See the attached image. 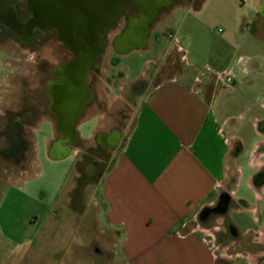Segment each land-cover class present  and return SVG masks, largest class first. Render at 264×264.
Instances as JSON below:
<instances>
[{
	"label": "crops",
	"instance_id": "1",
	"mask_svg": "<svg viewBox=\"0 0 264 264\" xmlns=\"http://www.w3.org/2000/svg\"><path fill=\"white\" fill-rule=\"evenodd\" d=\"M187 3L189 47L175 44L172 53L179 58L170 64L184 72L166 78L163 61L158 71L130 84L132 119L124 132L119 125L105 129L103 120L108 115L112 124L121 115L113 106L125 88L110 79L112 103L101 110L104 97L96 96L91 107L97 115L94 139L110 137L109 148L116 150L100 182V203L106 205L112 256L121 264H215L205 234L190 222L225 191L228 178L242 177L238 164H227L230 141L250 145L249 186L253 175L264 172V110L252 100L264 95V0ZM48 146L51 160L72 152L53 155L50 140ZM31 215L32 232L15 239L1 230V247L13 254L39 239L46 214ZM249 260L256 264L255 257Z\"/></svg>",
	"mask_w": 264,
	"mask_h": 264
},
{
	"label": "rangeland",
	"instance_id": "2",
	"mask_svg": "<svg viewBox=\"0 0 264 264\" xmlns=\"http://www.w3.org/2000/svg\"><path fill=\"white\" fill-rule=\"evenodd\" d=\"M188 1L195 0H171L167 7L160 8L148 27L143 46L137 39L139 33L136 29V40L128 44L117 40L112 46L115 36L120 34L128 19L136 17L133 11L124 12L114 29L105 33L104 45L96 55L98 60L93 66L98 81L95 95L104 97L100 102L101 110L113 100L115 91L108 87L110 79L116 88H125L121 91L123 100L113 106L121 115H116L112 124L108 115L105 116V129L110 125H119L121 132H124L130 125L132 109L126 101L130 99L128 87L134 81H142L158 71L163 61L165 65L160 71L166 78L184 72L178 64H170L179 58L172 53L175 44L185 49L189 47L187 22L192 12L187 6ZM178 3L182 5L173 6ZM130 28L123 37L130 34ZM2 48L0 45V78L7 71L6 67H1L2 63L12 55ZM24 50L28 51L27 48ZM55 52L52 45L53 61ZM14 59H17V55ZM21 72L19 70L17 73ZM15 73L12 70L9 74ZM252 100L255 106L264 110L263 94L254 96ZM3 101L5 97L0 102ZM133 101L135 104V99ZM91 115L87 109L86 116L79 117L75 126L78 143L71 148L68 156L60 160L48 158V140L55 135L54 127L48 122H40L39 126L24 130L3 129L1 124L0 192H10V195H0V231L12 235V238L22 239L24 234L32 232L28 224L32 213L36 216L45 213L47 220L39 229L36 242L15 248L13 254L8 246H0V253H3V258L0 254V264L1 260L2 264H121L123 261L112 256L106 205L100 203V182L113 165L116 150L109 148L112 144L108 138L103 137L101 143L96 142L92 132L97 122L89 117ZM245 131L242 132L249 137V132ZM58 148L50 149L60 154L61 149ZM248 148L249 144L230 141L227 164L229 167L238 164L242 177L238 180L228 178L225 191L215 197L211 207L203 208L197 218L190 222V228L199 229L205 234L207 245L214 246L217 256L215 264H251L249 259L253 257L256 264H264V239L260 240L261 234L264 235V180H258L256 184L251 181L253 187L249 186ZM231 175L232 172L229 173ZM231 189L234 190L233 195ZM220 195L225 201L221 209L216 205Z\"/></svg>",
	"mask_w": 264,
	"mask_h": 264
},
{
	"label": "flooded vegetation",
	"instance_id": "3",
	"mask_svg": "<svg viewBox=\"0 0 264 264\" xmlns=\"http://www.w3.org/2000/svg\"><path fill=\"white\" fill-rule=\"evenodd\" d=\"M80 1L83 0H22L21 4L18 0H0V45L13 55L1 65L7 71L0 78V101L5 97V101L0 102V120H4L0 121V126L2 124V128L7 130H24L39 126L40 122H48L55 129L51 147H59L61 151L78 143L75 126L80 116H86L87 109L92 113L89 117L97 118L96 109L91 107L97 99V76L93 66L98 55L85 60L62 40L67 22H70L67 17L81 16V10H70ZM127 11L135 12L136 17L128 19L120 34L115 36L112 46L116 40L126 43L123 35L129 28V22L140 15L135 6L124 7L112 27L104 28L98 38H91L92 44L99 40L103 46L105 33L114 29L118 19ZM52 45L56 50L54 61ZM16 55L17 59H14ZM12 70L16 73L10 75ZM19 70L22 72L17 73ZM108 87L113 89V83ZM100 141L101 138L96 139V142ZM52 153L56 154L55 151ZM258 180H264V172L252 178L255 184ZM222 195L216 202L220 209L225 205Z\"/></svg>",
	"mask_w": 264,
	"mask_h": 264
},
{
	"label": "water",
	"instance_id": "4",
	"mask_svg": "<svg viewBox=\"0 0 264 264\" xmlns=\"http://www.w3.org/2000/svg\"><path fill=\"white\" fill-rule=\"evenodd\" d=\"M170 1L171 0L80 1L78 6L70 7V10H81V16L75 18L67 17L71 23L67 22L68 27L66 32L63 33L62 40L71 50L77 53L79 52L80 57L82 55L83 59L89 60L96 56L102 48L101 41L97 40L95 44H92L91 38H98L104 28L112 27L118 14L124 7L135 6L140 15L138 18H134L129 22V28L131 27L130 34L124 37V40H126L127 44L131 40H136L135 32L138 31L139 34L137 39L140 41V46H143L148 35V27L154 19L156 11L160 8L167 7ZM135 20L138 21L136 25ZM92 28L94 30H92ZM134 29H136V31ZM79 61L78 65L81 64Z\"/></svg>",
	"mask_w": 264,
	"mask_h": 264
},
{
	"label": "built area",
	"instance_id": "5",
	"mask_svg": "<svg viewBox=\"0 0 264 264\" xmlns=\"http://www.w3.org/2000/svg\"><path fill=\"white\" fill-rule=\"evenodd\" d=\"M220 32V31H219ZM227 84H229V80H227ZM211 249L213 250V252H215V248L214 246H211Z\"/></svg>",
	"mask_w": 264,
	"mask_h": 264
}]
</instances>
